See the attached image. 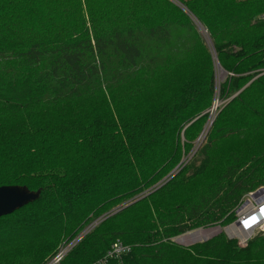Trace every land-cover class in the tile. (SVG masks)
Returning a JSON list of instances; mask_svg holds the SVG:
<instances>
[{"label":"trees","instance_id":"1","mask_svg":"<svg viewBox=\"0 0 264 264\" xmlns=\"http://www.w3.org/2000/svg\"><path fill=\"white\" fill-rule=\"evenodd\" d=\"M54 1L0 0V187L41 190L0 218V264H48L97 219L59 264H98L117 241L131 248L122 264H188L199 250L264 264V235L246 249L224 233L190 250L174 240L232 224L264 186V38L245 37L264 30V0H177L233 74L220 99L236 94L190 161L216 70L189 17L168 0ZM92 101L112 113L81 122Z\"/></svg>","mask_w":264,"mask_h":264},{"label":"rangeland","instance_id":"2","mask_svg":"<svg viewBox=\"0 0 264 264\" xmlns=\"http://www.w3.org/2000/svg\"><path fill=\"white\" fill-rule=\"evenodd\" d=\"M173 6H175L176 8H178L180 11H182L187 17H189V19L191 20V22L194 24V26L197 28V31L199 32V34L201 35V38H202V42H203V46L210 52V53H212V56H214V59H213V57H212V61H213V63H214V68H215V70H216V94H215V97H214V100H213V103H212V107L210 108V110L208 111L209 112V116H208V119H207V122H206V124H205V126H204V129H203V131H202V133L198 136V138L192 143V149H191V151L186 155V156H184L185 157V159L187 158V157H190L189 158V161H190V159H192L193 158V155H194V153H195V151L197 150V149H199V147H200V145L204 142V140L206 139V134H207V130H210V128H211V126H212V124L214 123V121H215V118H216V115H217V113H218V111L219 110H221V109H223L227 104H228V102L230 101V100H232L235 96H236V94L234 95V96H231L229 99H220V96H221V93H220V87L225 83V81L229 78V77H233V74H230V73H228V72H226L223 68H222V70L223 71H225L226 73H224V72H222V71H220V69H219V67H218V63H217V61H216V57H215V55H214V42L212 41V38H211V35H210V33L208 32V30L206 29V27H204L201 23H200V21L199 20H197L196 19V17H194V16H192L187 10H186V7L182 4V3H180V1H177V0H168ZM181 1H183V2H190V1H194V0H181ZM238 1H245V0H238ZM43 3L44 4H46V5H49L50 3H53V6L54 5H56V1H54V0H43ZM156 8H157V10L159 11V14H161V15H163V13H162V11H163V9L165 8V6H163L162 4L160 5V6H158V4H157V2H156ZM10 13H12L11 12V9H10V12H9V14ZM264 13V12H263ZM262 14V13H261ZM260 14V15H261ZM260 22H264V21H260ZM38 28V26H37V24H34V25H31L30 27H29V31H31V30H34V29H37ZM31 29V30H30ZM244 32L246 31V30H243ZM244 32L242 33V34H244ZM236 35V34H235ZM245 37H249L250 38V40L251 41H253L254 39H258L259 37H263L264 38V30H261V31H257L256 33H252V32H249V33H247L246 34V36ZM237 39V38H236ZM222 40L223 41H226V43H228L229 41H230V38L229 37H227V38H222ZM200 47V45H198V46H196L194 49H193V47H192V50H203V48L204 47ZM233 47H236V46H234L233 45ZM229 49V48H228ZM190 50H191V47H189V49L187 50V52H190ZM227 52H230V51H227ZM187 62V61H186ZM204 66V64L202 63V60H200V67H203ZM264 74V71H263V73L261 74V75H263ZM94 101H92V102H88V103H85V105L87 106V105H90L91 103H93ZM89 108L91 109V112L90 113H85V114H80V120H81V122H89V123H92L93 121H95V120H97V119H104V118H107V117H109L110 116V114L112 113V112H109V111H107V109H101L100 108V106H97V104H96V102L95 103H93V104H91L90 106H89ZM63 118H65L64 117V115L63 114H60ZM61 117V118H62ZM71 117L75 120V116H74V114L72 113L71 114ZM57 123H61V122H57ZM61 125H63V124H60V126ZM65 125V124H64ZM57 127V126H56ZM206 141V140H205ZM205 143V142H204ZM176 171H178V169H175L171 174H170V176L173 174V173H175ZM168 177H166L164 180H166ZM163 180V181H164ZM120 207H122V206H120ZM120 207H118V208H120ZM117 208V209H118ZM100 222H101V219H97V220H95V221H93L92 223H90L89 225H87L86 226V228L84 229V230H86L87 228H89L90 227V229H89V231L86 233V235L87 234H89L91 231H93L99 224H100ZM236 222V220L232 223V224H230V225H228V226H225V227H220V232L219 233H217V234H215L213 237H216L217 235H219V234H221V233H224L225 235H226V237H227V239L228 240H232V239H237L236 237H231L230 235H232L233 236V234H231L232 232L231 231H233L232 230V226L234 225V223ZM93 225V226H92ZM214 229V228H213ZM83 230V231H84ZM204 230V231H203ZM207 230H210V229H196V230H193V231H191V232H188V233H186V234H184V235H181V236H178L177 238H175L174 240H175V242H176V240H178L179 238H181V241L182 242H184V244H179V243H177L179 246H181V247H183V249L184 250H190V249H193L192 247L194 246V245H196V244H202V243H205V242H207L208 240H211L213 237H211L210 239H208V240H205L204 241V237H205V233H207L206 231ZM83 231H81V233L83 232ZM231 232V233H230ZM81 233L73 240V241H75L80 235H81ZM190 233H192V234H190ZM196 233H203V238L201 239V241H197V240H200V239H197V240H194V241H197V242H194V241H192V242H194V243H192V242H190V240H187L186 239V237L187 236H189V235H194V234H196ZM230 234V235H229ZM85 235V236H86ZM210 232H208V236L206 237V238H209L210 237ZM264 235V232H255L253 235H252V237H250V239L245 243V244H242L241 242H240V239L238 238L237 239V241H236V243H238V247L240 248V249H246L247 248V246H248V242L250 241V240H252V239H254L255 237H257V236H263ZM84 236V237H85ZM83 237V238H84ZM183 238V239H182ZM73 241L72 242H70L69 244H67V245H64V246H62V247H60V249H59V252H58V254L59 253H61L62 251H65V250H67V249H69V247H70V245L73 243ZM74 246H72L71 248H70V250L73 248ZM69 250V251H70ZM69 251H67L65 254H67ZM202 250H199V254H195V255H193V256H189V255H187V254H184V256L182 257V261H185V262H187L188 264H216V262L215 261H220L221 260V258H213V257H209V258H206V257H204V255L202 254H200V252H201ZM57 254V255H58ZM56 255V256H57ZM207 255H213V254H207ZM55 258V257H54ZM64 258V257H63ZM204 259H208V262H204L205 260ZM52 261H53V259H52ZM48 264H51V261L48 263Z\"/></svg>","mask_w":264,"mask_h":264},{"label":"built area","instance_id":"3","mask_svg":"<svg viewBox=\"0 0 264 264\" xmlns=\"http://www.w3.org/2000/svg\"><path fill=\"white\" fill-rule=\"evenodd\" d=\"M259 21H264V13L258 16ZM236 222L232 226L230 233L233 237L240 239L242 244H245L255 232H264V186L259 187L255 191L247 193L235 210ZM93 226V225H92ZM90 227L84 230L81 235L73 241L69 249L59 253L51 264H59L65 253L72 246L78 244ZM131 252V248L117 241L113 244L106 256L98 262V264H122L123 258Z\"/></svg>","mask_w":264,"mask_h":264},{"label":"water","instance_id":"4","mask_svg":"<svg viewBox=\"0 0 264 264\" xmlns=\"http://www.w3.org/2000/svg\"><path fill=\"white\" fill-rule=\"evenodd\" d=\"M218 67L220 71L226 73L225 71L222 70V68L219 65ZM40 195H41V190L31 191L26 186L13 185V186L0 187V218L9 216L15 213L16 211L24 208L25 206L37 201L40 198ZM206 232H211L210 233L211 235L209 238L204 237V241L210 239L215 234L219 233L220 227H216L214 229L212 228L210 230H207ZM230 236L233 237L232 235ZM197 241H201V239ZM176 242L179 244H184V242L181 241V238L176 240Z\"/></svg>","mask_w":264,"mask_h":264},{"label":"bare ground","instance_id":"5","mask_svg":"<svg viewBox=\"0 0 264 264\" xmlns=\"http://www.w3.org/2000/svg\"><path fill=\"white\" fill-rule=\"evenodd\" d=\"M211 233V232H210ZM206 235H205V237H207L208 236V232L207 233H205ZM203 233H196V234H194V235H189V236H187L186 237V239L187 240H190V242H192V241H194V240H197V239H202L203 237ZM183 239V238H182Z\"/></svg>","mask_w":264,"mask_h":264}]
</instances>
